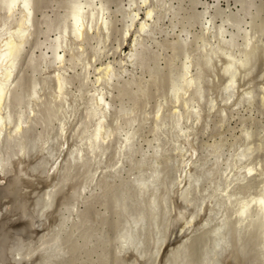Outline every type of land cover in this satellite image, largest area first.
I'll list each match as a JSON object with an SVG mask.
<instances>
[{
    "label": "bare ground",
    "instance_id": "obj_1",
    "mask_svg": "<svg viewBox=\"0 0 264 264\" xmlns=\"http://www.w3.org/2000/svg\"><path fill=\"white\" fill-rule=\"evenodd\" d=\"M99 1L101 2V6L98 10L100 14L98 15L96 25H93V20H95V14L97 13L92 9L95 0H88L84 3L77 2L75 11L70 16L71 22L68 23L69 26H66L55 37L52 36L53 38H50L49 34L46 33L45 41L41 42L37 47L40 51L37 59L47 62V64L40 62L46 70L55 66L64 67L66 53L69 52L71 54L70 69L76 71L78 67H81V71H79L81 72V76H79V73L78 76L83 77L84 81H87L90 75H94L95 80H93V84L97 88L103 84L109 87L113 83L122 80L126 75L135 77L139 70L143 71V55L147 54L144 53V50L146 52L153 45H160L156 44V42L160 43V41H156V38H158L156 34L158 32L162 34L163 32H167L168 34L169 30L164 31L167 26L163 28L162 26L165 25L161 26V22L165 18L167 19L170 14L178 15V11L176 10L178 6L175 9L173 6L174 2L172 3L174 0H130L127 9L124 8L123 10V13L126 10L128 11H126V15L124 14L125 16L123 15L126 25L125 28L123 27L121 40L108 53L110 54L108 58L112 56L113 59L96 65L101 58L99 51L107 43L109 36V27L106 26L107 19L104 16L105 8L102 4L104 2L102 0ZM200 1L199 3H201ZM219 1L215 0L218 4ZM33 3V0H0V54H8L4 56L5 62L0 64V187L1 185H5L11 188L12 191H9L10 193L12 192L11 196H9L10 194L8 196L12 197V199L14 198V203L11 200L12 206L21 211L19 213L22 214L26 221L30 222L29 224L36 226L37 224H41L44 218L51 216H46V214L54 211L50 210L56 205H53V201L58 197L57 195L60 194L63 186L67 185L69 179L67 182L64 181V175L60 174V172V177L62 176L64 179L61 180V185L64 182L62 188H59L61 187L58 185L60 184L59 181L56 183L51 180L53 185L49 186L50 184H48L49 188L43 186L44 190L42 192L36 193L37 190H33L35 191V195L31 202L28 191L25 192L26 187H28L26 183L32 182L29 177L34 173H38L39 178H42L40 176L44 175L48 179L55 176L61 170L70 171L69 173L71 174V170L80 167L79 161L82 166L86 162L90 164L89 166L104 162L103 159L108 155L106 153L110 149V143L113 141L114 135L118 133L119 130L117 128H120V126L114 127V131L110 132L111 128L108 130L107 119L112 105L109 101L105 100L104 93L99 92L98 89L91 95L89 101L91 106L87 107L85 117L80 119L78 113L79 107L76 106V103L70 102H76L80 98V95H72L67 92L68 82L63 76L65 73H57V71L54 78L53 99L60 105V110L63 113H61L62 116L66 115L64 114L66 112L69 120H66L67 115L63 116L61 120L58 119V125L54 127L57 134L56 136L53 134L55 137L52 139L50 137V139H45L39 134L40 136L36 135L38 136L36 141L32 143L28 141V134L37 126L43 125V127H40L49 130L51 124H53L46 121L48 124L43 122L45 124L44 127L43 123L35 120L34 118L38 117V112L32 110L28 114L27 107L25 108L26 105L21 103L23 102L22 100L18 101L19 98L16 99L12 92L18 87L15 75L19 69L21 58L24 57L27 46L31 38H33L35 27H37L34 25L35 11ZM85 4L88 9L86 13L89 15L88 23L85 22L84 16L85 9L83 8ZM204 5L207 6L203 11L205 14L209 8V4L206 2ZM173 18L175 19V16L169 20L171 24L174 22ZM174 25L176 24L172 26ZM174 29L171 28L172 31ZM209 29L208 27L206 28L207 31ZM45 32H42V34ZM223 34L224 30L220 27L218 37ZM129 37H131V40L127 44ZM90 39L96 41L99 50H95L93 57L89 61H85L82 57L86 52V44ZM181 41L186 42L185 39ZM223 41L225 40L222 38L209 47H199L196 51L195 62L190 60L191 62L184 66L186 71L185 76L187 77L184 78L183 83L187 90L182 96L174 90L171 91V96L168 99L170 108L167 109L166 104V107L162 106L153 114H150L155 122L154 128L150 130L152 131L150 133L153 135V138H142L141 140L138 135L140 127L146 124H137L135 126L136 120L132 121L128 126L126 134L124 133L125 136L120 142L119 147H117L118 150L116 149V163H113L112 166L109 165L113 176L115 174L119 176L122 169H126L125 162L133 165L134 159L138 156L137 161H135L137 165H130V167H136L128 175V178L130 181L129 187L135 192L137 203L141 210L137 213L133 212L126 204L123 205V202H120L122 207L121 213L124 219L121 222L117 238V243L120 245L118 246L119 253L130 254L132 252V264H159V258L165 249L167 251L164 259H162V264H191L187 254L188 241L192 233H196V230H209L210 236H212L210 243L204 249L203 257L199 264H228L232 259L237 261V264H240L242 259L247 257H249L247 260L253 259V264H264V177L259 188L254 192L252 191L253 193H250L246 197L241 198L233 191L235 177L238 180L245 181L257 172L256 165L244 163V161L250 160L249 158H252L260 146H257V144H255V147L253 146L251 136L245 129H241L243 137L231 134L233 140L229 142V147L225 150L220 147L223 142L220 139H213V142H208L207 139V142L198 139V127L201 126L206 117L210 118V120L207 119L208 122L211 121V115L218 108H221L220 111L226 117L227 111L230 108L229 106L232 109L236 108L241 102H243L242 104L244 102H249L250 104L253 98L249 87L252 84L253 77H257L259 84H261V86L259 85V89H262L260 96L262 101H264V33L263 37L261 35L259 40L245 37L236 53L223 52ZM230 41L233 42L234 40L231 39ZM225 42L230 44L229 41ZM70 43H75L74 48L67 51ZM126 45H128V50L125 47ZM147 47L149 50H147ZM29 61L30 64H28L32 67L31 63H33L34 59L32 58ZM191 67H195L197 74L194 75L190 72L189 69ZM91 69L93 70L92 72L90 71ZM202 71H207L206 75ZM199 73L201 75L197 76ZM202 74L206 76V79ZM206 85L209 86V92L205 88ZM30 94L31 102L36 104L41 98L37 84H35ZM10 99L11 102L15 99L18 101L17 103L15 101L12 102L17 107L16 116L12 115L9 111L11 107L9 106ZM52 103H54L53 100ZM78 115L80 120H78V123L76 122L75 130L73 129V133L78 136H75L78 143L73 138L76 145H74L73 149H69L67 147H69L68 143L70 144L68 142L70 123L73 117L77 121ZM147 115L143 123H147L148 118L152 119V117H147ZM201 127L203 128V126ZM163 135L164 139L161 140ZM203 135L205 136L204 132L201 134V137ZM31 136H33V133ZM160 136L161 138H159ZM70 137L69 139H72ZM228 139L225 140L229 141ZM239 139L240 141H238ZM74 141L73 143L75 144ZM108 144L109 146L107 147ZM66 149H69L67 153ZM64 168L65 170H63ZM97 168L99 169V167ZM106 171L105 173H107ZM64 174L68 175V172ZM67 175L65 176L66 179ZM58 179L60 180V178ZM93 179L95 180V173L87 177L88 184L82 189L80 197L81 194L89 191L88 188L93 185ZM47 182L49 183V181ZM33 191L31 194H34ZM93 193H91L92 195L90 194L92 197ZM91 196L89 197L91 198ZM4 203L7 202L4 201ZM7 204H3L4 206L0 208V220L4 218L2 216L5 213L4 211L9 209L10 202L9 205ZM11 209L12 211L14 210L10 208V211ZM7 211L9 213V210ZM64 212L68 214L64 213V217L61 218L63 226L58 227H63L64 230H67L65 227L67 228L70 225L67 224L73 221L74 217L72 216L74 212L77 213L78 211H75L72 207L65 209ZM4 216L7 217L6 215ZM18 220L21 221L22 219ZM50 220H45V224L41 225L43 227L46 226L47 221L50 222ZM2 221L1 224H4L5 219ZM49 222L45 228L52 227L48 226L50 225ZM51 225L54 224L51 223ZM35 228L31 230L35 231L38 229ZM51 229H53L50 232L51 235H47L46 232H43V235L39 232L42 234H39L42 237L41 239L38 238L39 244L36 248H31V245L28 243L30 245L29 248L33 249V251L31 250L24 254V251L21 250L22 246H20V250H18L20 248L18 247L14 253L13 251H9L8 254L6 253L12 260V264H22V261L24 262L31 255H34L33 253L36 255V252L39 255L43 253L45 255V258L43 257L44 260H48L51 263L63 258L68 253L64 247L66 244L63 242L64 240L62 241L61 232H63V229H59L60 232L56 230L55 233V225ZM3 231L1 230L0 234ZM149 232L150 236H152V242L151 252L147 254L144 251V243L145 237ZM246 233L254 235L250 240L249 245L252 247L250 250L248 249L249 245H245L246 241H244V234ZM147 238L149 240L150 237ZM66 241L69 242L68 239ZM18 242L20 243V241ZM25 244L27 243L25 242ZM6 255L4 256L6 257ZM29 259L27 261L31 262V258ZM32 259H34L33 256ZM2 260H6V258ZM0 264L4 263L0 262Z\"/></svg>",
    "mask_w": 264,
    "mask_h": 264
},
{
    "label": "rangeland",
    "instance_id": "obj_2",
    "mask_svg": "<svg viewBox=\"0 0 264 264\" xmlns=\"http://www.w3.org/2000/svg\"><path fill=\"white\" fill-rule=\"evenodd\" d=\"M33 1H34L33 7L35 11L34 25L37 27H35L33 38H31V41L29 45L27 46L24 57L21 58L19 69L15 75V81L18 83V87L15 90L16 92L14 90L12 92L14 93L16 99L19 98L18 101L22 100L23 102L21 103L23 105H26L25 108L27 107L26 110L28 114H30L32 110H36V112H38V117L34 119L39 120L40 123L44 122L46 124H48L46 121H49V123H53L51 124V127L53 128L49 126L51 129L49 128V130H45L42 128L43 125H40L42 127L37 126L36 128L38 129L35 128L36 130L35 129L32 130L29 133L30 135L28 134L27 136L28 141L30 143L36 141L38 137L36 135H39V134L42 135L41 137L45 139L46 138L48 139L49 137L52 139L53 137H55L57 133L55 132L56 129L54 127L58 125V122H59L58 119L61 120L63 119V116L67 115V113L64 112V114L66 115L62 116L63 113L60 110L61 109L60 105L56 101H54L55 99H53L54 97V78H55V75L59 72L62 74L65 73L63 74V76L68 82L67 89H66L67 92L71 93L72 95H80V98L77 99L76 102L70 101L71 103H76V106L79 107L78 113L80 115V119H83L85 117V111L87 107L91 106V103L89 102L91 95L95 92L96 89H98L99 92L104 93L105 100L109 101L112 105V109L107 119V127H109L108 130H110L111 128L110 130L111 132V131H114V129L119 126L120 128H117L119 131L117 134L114 135L113 141L110 143V147H109L110 149H108L106 153V155L107 154L108 155L107 156L105 155L106 159L105 158L103 159L104 162L99 163L98 165L94 164L91 166H89L90 164L86 162V163H83V166H82L79 161L78 164L80 167L81 166L82 167L75 168L74 166L75 170H71V174L69 173L70 171H67L64 168L63 170L65 171L61 170L55 176H52L51 178H48V179H46L44 175L40 176L42 178H39L38 173H34L35 175L32 174V176L29 177V179L32 182L26 183V186L28 187H26L25 192L28 191V195L31 198L30 199L31 202L33 201V198L35 195L34 192L36 190H37L36 193L38 192L40 193L44 190V187L49 188V186L53 185L52 184L53 182L57 183V181L60 182V184L58 185L61 186L59 187L61 189L62 186L64 185V182L62 183L63 185H61V182H62L61 180H64L63 177L65 178L64 181L66 182L69 179L67 185L63 186V188L60 190V194H58L57 195L58 197L55 198L53 201V205L54 204L56 205H54L50 210H54V211L46 214V216L51 215L52 217L49 216V217L44 218V221L51 219L50 222L47 221V224L49 222L50 225L48 226H52V227L55 225L54 233L56 230L58 231L59 229H63V227L59 228L58 226H61V225L63 226V221L61 222L62 220L61 218L64 217L65 215L64 213H67V212H64L65 209L67 208L70 209L73 207L75 211L76 210L78 211L77 212L78 216H77V213L74 212V215L72 216L74 217L73 221L71 219L72 222L67 224V225L69 224L70 225L67 228L65 227V229L67 230L63 229V232H61L62 234L61 236L63 237L62 241L64 240L63 242L68 246L67 248V246L63 243L65 245L64 247L67 249V252H68L63 258H60L59 260L54 261V263H51V262H48V260L47 261L44 260L45 255L43 253L40 254L42 255L40 256L36 252V255L38 256H36L35 253H33L34 255H31V257H29L31 258V262L27 261V260H30L29 258H27L24 262L22 261V264H44V263L45 264H57V263L58 264H132V261H133V255L131 254L132 252L130 254L122 253L123 255L119 253L118 246L120 245L119 243H117L118 242L117 238L119 234L118 232L120 231L121 222H123L122 220L124 219L121 213L122 207H121L120 202L121 203L123 202V205L126 204L130 208V210H132L133 212L137 213V212H140L141 210L138 206L135 192L133 191V189L132 190L130 189L131 187H129L130 181H129L128 175L133 172V169H135L136 166L134 168L130 167L131 164L128 162H125L126 167L125 166L124 167L127 169L128 172L126 171V169L125 170L122 169V172L119 176H117L116 174L115 176H113V173H111V167H109V165L112 166L113 163H116L117 161L116 155H115L116 149L117 147H119L120 142L124 138L129 128L128 127L129 124L135 120H136L135 121L136 124H134L135 126L137 124L138 125L146 124L140 127L141 132L139 131V134H138L140 139L142 140V138L143 139L153 138V135L151 134L152 131L150 130L151 128H154L155 122L153 120V117L150 114H153L157 109H159L162 106H165L166 104H167L166 105L167 109L170 108V104H168L169 103L168 99L171 96V91L174 90L175 92L179 93L181 96L183 95V93L186 92L187 89H185V86L183 83L184 78L187 77L185 76L186 71H185L184 66L187 65L191 61L195 62V55L197 54L196 51L198 50L199 47H203V46L209 47L211 44H215L218 39L223 38V40L229 41L230 44L223 41L224 46L222 47V51L226 53L228 52L236 53L237 50L239 49V45L243 43L245 37H251V38H254V40H259L261 35L263 37L264 0H249V1L248 0H243V1L242 0H220L219 4L218 2H215V0H206V2H208L209 4V8L207 9V12L205 14L203 13V11L207 6L204 5L206 3L204 2V0H201L200 1L201 3H199V0H197L196 3H195V0H180V1L174 0L172 1V3L174 2L173 6L175 7V9H176V6H178L176 9L178 11L177 12L178 15L170 14L169 17H167V19L165 18V20L161 22V26L165 25V26H162L163 28L166 26L168 27V28L166 27L167 29L165 28V30L162 28V30L164 31L169 30L168 34L167 32L165 33L163 32V34L160 32L161 33L160 35V33L158 32L159 35L156 34V37L158 36V38H156V41H160V43L156 42V44H160V45L159 46L153 45L152 47L149 48L150 50L147 47V50H149L150 52L149 51L145 52L144 50V53H147V54L143 55V62H142L143 71L141 70H139L138 72L136 71L137 73L135 72L136 73L135 77H129L128 75H126V77H124L122 80L113 83L109 87L103 84L99 86L98 88L95 87L93 84V80H95L94 75L93 76L90 75L89 79L87 81H84L83 77L82 78L79 77L81 76L80 74L81 72H79L81 71L80 69L81 67H78L76 71H72L70 69L71 54L69 52L66 53V57H65L66 61L64 62V67L62 68L60 66H55V67H51L46 70L44 65L42 66L40 63L43 61L42 60L39 61L37 59V56L40 55V51L37 47L39 46L41 42L45 41L46 39L45 34L48 33L49 37L53 38L60 31L64 30L66 26H69L68 23L71 22L70 16L75 11L76 3L77 2L84 3L88 0H75V1L74 0H33ZM102 2H104L102 4L104 5V8H105L104 16L107 19L106 26L109 27V36L107 39V43L103 45L102 50L99 51V54H101L100 55L101 58L99 62L96 63V65L101 64V62H105L110 59H113L112 56H109L108 58V55H110L108 53L109 51H111L113 47L117 46L121 40L122 31L126 25L125 18L123 20V15L126 13V11H128L126 9L129 5L130 0H102ZM248 3L251 5H249ZM92 6H93L92 9L97 13L95 14V17H96L95 20H93V25H96L97 20H98V15L100 14L98 10L101 6V2L99 0H95L94 5ZM86 7L87 5L85 4L83 9H85V15H84L85 22L88 23L89 15L86 13L88 10ZM124 8H126L125 9L126 11H124L123 13ZM248 8L249 10L250 9L251 10L249 11ZM173 16H175V19L173 18L174 22H172L171 24L170 23L171 21L169 20ZM72 19H73V16H72ZM173 24H176V25L172 26ZM207 27L210 28L209 31L206 30ZM220 27L223 28L224 34L218 37V30ZM171 28H173L174 30L172 31ZM42 32H45V33L42 34ZM234 35H235L234 37L235 39L233 38ZM182 39H185L186 42H182L181 41ZM231 39H233L234 41L233 42L230 41ZM130 40H131V37L128 38L127 44H129ZM74 44L75 43H70L69 47H67V49L69 48L67 51H70V49L74 48ZM91 45H94V46H91ZM125 47L128 50V45H126ZM95 50L98 51L99 46L97 45L94 39H90V41H88L86 44V52L84 53V56H83L84 58L82 57V59H84L85 61H89L91 57H93V55L95 54ZM91 51L93 52V54ZM32 58L34 59V61L33 63H31L32 67H30L29 60ZM74 60H76V58H74ZM43 63L47 64V62H43ZM33 69L35 72L33 71ZM189 70L194 75L197 74V70L195 69V67H191ZM90 71L92 72L93 70L91 69ZM206 72L207 71H204V72L202 71V73L204 74ZM200 75L201 73H199L197 76H200ZM205 79H206V76H205ZM33 83L37 84L38 90L40 93L39 96H41L40 100L37 101L36 104L31 102V98H30V95H31L30 93L33 87L35 86V84ZM259 85L261 86V84H259L258 78L253 77L252 84L249 87V89L252 91V98H253L250 104L249 102H246V103L244 102V104H242L243 102H241L236 108H232L233 110L230 109L231 106H229L230 108L229 109L227 108L229 111H227L226 117H224V114L220 111L221 108L220 109L218 108V110L211 115L212 116L211 121L208 122L207 119L210 120V118L206 117L204 121L207 124H205L203 121L201 123V126H203V128L201 126L198 127L199 135H200V136L198 135V139H202L204 142H207V140L208 142H213L212 141L213 139L215 140L220 139L223 141L220 147L224 150L229 147V142L233 140V137L231 138L233 134H235L236 136L243 137V135L241 134V131H242L241 129H245L250 134L251 142L254 147H255V144H257V146H260L259 150H257V152L253 154L252 158H249L250 160L244 161V163L247 162V163L256 165L257 172L245 181L238 180L237 177L234 178L235 187L233 191L241 198L246 197L250 193H253L254 191H256L259 188L261 181L263 180V177H264L263 176V173H264V101H262L261 96H260L261 95L260 93H262L261 92L262 89L261 88L259 89L260 87ZM205 88L208 90L209 86L206 85ZM11 99H10V104H9V106L11 107L9 108V111L12 113V115L16 116L17 107L16 105H13L14 103L12 102L15 101L17 103L18 101L15 99L11 102ZM52 100L54 103H52ZM122 111H125V112H122ZM146 114H148L147 117L148 116L152 117V119L148 118L149 120L147 121V123H143ZM79 115L77 116L78 118H76L77 121H75V118L73 117V119L71 118L72 122L70 121L71 125L69 124L70 128L68 132V142H70L71 144L70 145L68 143L69 147L67 148L69 149H73L74 145H76V142H77L76 137L78 136L77 134L73 132L76 128L77 123L79 122L78 120H80ZM66 120H69V116L66 118ZM44 127H45V124H44ZM203 132L205 136L203 135V137H201V134ZM32 133H33V136H31ZM69 137L72 139H69ZM73 138L74 140H76V142L73 140ZM159 138H161V136ZM224 138L225 139L229 138L228 139L229 141H226ZM163 139H164V135L161 140ZM69 140H72V141H69ZM73 141L75 142V144L73 143ZM238 141H240V139ZM201 143L203 142L201 141ZM108 146L109 144L107 145V147ZM69 149H66V153L69 151ZM137 159H138V156L136 159H134L133 165H137V162H135L137 161ZM86 164L87 166H85ZM97 167H99V169ZM131 169L132 171H130ZM105 171L107 173H105ZM65 172H68V175L64 174ZM59 173L63 174L64 176L60 177ZM82 173L83 174L85 173L84 174L85 176ZM92 173H95V180L93 179L94 181L92 182L93 185L91 184L92 186L88 188L89 191L84 192L83 193L84 195L81 194V197H80V193H82V189L88 184L87 177L90 176V174ZM66 175H67V179L65 177ZM58 178H60V180ZM51 180L53 181L52 183H51ZM47 181H49V183ZM48 184L50 185L48 186ZM91 190H93L94 193L91 192ZM9 191H12L10 187L1 185L0 187V208H2L7 203H8L7 205H9V202H10L9 209H7L9 210L10 214L8 213L7 210L4 211L5 213L7 212L8 214L7 215L4 212H3L4 214H2V216L4 217L3 219H5L4 224H1V222H3L2 221L3 219L0 220V224H1L0 229L2 231L4 230L3 233L0 234V247H1L0 248V262L4 264H12V260L10 259V257L6 255V253L8 254L9 251L11 252L13 251L14 253V251H17V248L20 246H22V249L20 247L18 248V250L20 249L23 250L24 254L30 252L31 250L33 251V249L31 248L32 247L36 248L38 246L39 244L38 238L41 239L42 237L40 235L42 234L44 235L43 232H46L47 235L48 234L51 235L50 232L53 231V229H51L52 227L45 228L47 224L44 227L42 226L43 224H45L46 221L45 222L41 221L42 225L39 224L41 225V227H39L38 224H37L38 226L29 224L30 222L26 221V219H24L22 214L19 213L21 211H19L17 208L12 206V204L14 203V200H13L14 198L12 199V197L11 198L9 197L11 196V193H12V192L10 193ZM32 191L34 194H31ZM91 193H93V197L91 196L92 195ZM89 196H91V198ZM11 200L13 201V203ZM4 201L7 203H4ZM10 208H13L14 210L16 209V211L13 210L14 211L13 212L11 209V211L13 212L12 213L10 211ZM16 212H17V216H16ZM4 215H6L7 217H5ZM18 215L19 216L21 215L20 218ZM17 217L20 220L22 219L21 221L23 222L19 221ZM24 223L25 224L27 223L30 227L27 224L25 225ZM51 223L54 225H51ZM56 226H57V229H56ZM31 227L33 229L35 227L38 228V229L35 228L38 232L36 230L35 231L31 230L32 229ZM39 232L42 234H40ZM58 232H60V230ZM210 234L211 233L209 232V230H198V231L196 230V233L194 234L192 233V235L190 236V240L188 241L187 254H188L189 261L191 264H195V263L199 264L201 258L203 257L205 247L211 241L212 236H210ZM244 235H245L244 241H246L245 245H249L251 237H254V235L252 236V234H247V233ZM147 237H150L149 240ZM16 239L17 241H15ZM66 239H68L69 242L66 241ZM151 239H152V236H150V232H149L147 233L145 237V243H144V251L147 254L151 252V242H152ZM14 241L16 242V244ZM18 241H20V243ZM24 241L27 244H25ZM65 241L68 243H66ZM193 242L194 244H192ZM28 243L31 245V248H29L30 245ZM251 248L252 247L249 245L248 249L250 250ZM2 251L5 253H3ZM166 251L167 249H165L162 252V256H160L159 261H158L159 264H162V261H163L162 259H164V255ZM4 255H6V257ZM32 256L34 259H32ZM3 258H6V260H2ZM248 258L249 257L242 259L240 264H245V263L247 264L248 262H249L248 264H253L252 262L253 259L247 260ZM256 259L258 262H260L258 258ZM243 260L245 261V263ZM237 263L238 262L233 259L228 262V264H237Z\"/></svg>",
    "mask_w": 264,
    "mask_h": 264
},
{
    "label": "water",
    "instance_id": "obj_3",
    "mask_svg": "<svg viewBox=\"0 0 264 264\" xmlns=\"http://www.w3.org/2000/svg\"><path fill=\"white\" fill-rule=\"evenodd\" d=\"M5 55H8V54H0V64H2L3 62H5Z\"/></svg>",
    "mask_w": 264,
    "mask_h": 264
}]
</instances>
